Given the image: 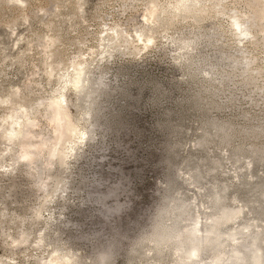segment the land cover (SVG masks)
<instances>
[{
    "label": "rangeland",
    "instance_id": "rangeland-1",
    "mask_svg": "<svg viewBox=\"0 0 264 264\" xmlns=\"http://www.w3.org/2000/svg\"><path fill=\"white\" fill-rule=\"evenodd\" d=\"M174 1L0 0V264H51L54 250L70 264H197L196 244L201 264H253L256 250L264 261V154L251 153L264 138L223 142L204 124L262 123L264 0ZM193 94L212 99L205 114ZM59 98L86 136L64 162L42 146L59 132ZM119 240L113 259H94Z\"/></svg>",
    "mask_w": 264,
    "mask_h": 264
},
{
    "label": "bare ground",
    "instance_id": "bare-ground-1",
    "mask_svg": "<svg viewBox=\"0 0 264 264\" xmlns=\"http://www.w3.org/2000/svg\"><path fill=\"white\" fill-rule=\"evenodd\" d=\"M188 1L189 0H177V1H174V2H176L175 3L176 9L179 8V7H181L182 5L185 6V4ZM171 4H173V2ZM194 5H196V3ZM150 8H151V10L149 9L150 10L149 11L150 12V16L147 15L148 16L147 23H149V24L151 23V20H153L156 6L154 5V7H150ZM177 11H176V13H178ZM165 13H167V12H165ZM195 19H197V18H195ZM154 20H155V17H154ZM243 20L240 17H238V16H232V19L230 21L231 24H232L233 30L237 34L241 35V38L246 37L250 33L249 30H248V28L245 26V22ZM152 23H154V22H152ZM154 24H156V23H154ZM150 26H151V24H150ZM115 32L116 31L113 30V32L111 33L113 35V37L116 36ZM143 34L144 33H143V29H142L141 31L138 32L139 38ZM152 40H153V36H151V37L149 36V38H147V41L145 40L146 45L149 42H151ZM182 43L185 44V42H182ZM71 67H73L72 74L70 72V74L72 75V77H71V79L70 78L69 79H70V82L73 85L74 90L78 91L85 84L86 70H85V67H84V63L83 62H80V61L79 62H73V64H72ZM52 105H53V109H54V112H55V116L58 117L59 132L56 134V136L52 139V141L50 143H44V144H42V146H44V147L47 146L48 147L49 156H51L52 158H56L60 162H64L66 160V157H67L68 153H69V150H73V148L78 143L83 142L84 139L86 138V136H85V133H82L81 134V133H79L77 131V126H76L77 124L75 125V122L72 120V118L70 116V113L68 112V106H67L66 103H64L63 99L59 98L57 100H54L52 102ZM238 213H239V211L228 212L222 218L221 221H223V220L224 221H232L238 215ZM240 232H242V230H236V231L231 232L229 235L232 236V237H234L233 235H236V234H238ZM190 256L194 260H197V262H198L197 264H201L200 263V261H201V246H200V244L194 245V247L192 248V250L190 252ZM261 256H262V253L260 251L256 250V253L254 254V262H253V264H264V261L262 260ZM74 258L75 257H73V259ZM49 259L50 260L48 262L51 263V264H70L71 261H72L71 258H70V256H68L67 254H60V253L58 254V250H54L53 251V257L52 258H49Z\"/></svg>",
    "mask_w": 264,
    "mask_h": 264
},
{
    "label": "trees",
    "instance_id": "trees-1",
    "mask_svg": "<svg viewBox=\"0 0 264 264\" xmlns=\"http://www.w3.org/2000/svg\"><path fill=\"white\" fill-rule=\"evenodd\" d=\"M155 95L156 97H158V95L160 96V94H162V90L160 89V87L156 84L155 85ZM186 104L189 107L192 108H196L197 110H199V112H202V114L206 113V106L208 104H211L212 99H204L201 96H197V94H193L190 96L186 97ZM214 105L215 106H222L221 102H216L214 101ZM204 124L205 126H212V130H214V132L216 131L219 138H221L223 140V142H230L232 140V138H234L235 136H239L240 138H242V140L244 138H246L248 135L247 134H253L255 136H260L262 138H264V116H262V123L258 125V128H253L250 124H246L245 126H243L244 128H237L234 124H232V122L227 121V122H218L215 121L211 118L205 117L204 118ZM168 129L172 130L173 132H177L176 131V126L172 125V124H168L166 126ZM215 135V134H214ZM212 137L211 136H207V134H205L201 140H198L196 142L197 145H202L204 142H206L207 140H211ZM177 145V142L174 140L172 142H170L168 144V148L170 150V152H172V150H174V147ZM242 148L241 145L236 147V150H240ZM252 154H255L258 156V158L262 159V154H264V144H260L257 145L254 150H252L251 152ZM167 162H170V160H166ZM249 168L250 166H253V162H251L250 164H248ZM191 177L194 180H200V178L203 177V174L200 173V168H198V166L195 168L194 172H192V176H188ZM169 183V184H168ZM168 187H170V185H173L175 182L174 180H169L168 181ZM176 194V193H175ZM171 194H169L170 196ZM174 195V194H173ZM216 194H213L211 199H213L215 201V196ZM220 196V194H219ZM171 198V197H169ZM144 240L146 241L147 239L145 238L144 234H140L139 236H137L136 238H133L132 240V244L129 246L128 251H129V261L132 260V258L135 256L134 253L137 252L136 247L140 244H142L144 242ZM122 250V246H120V240H119V244L117 245H111L109 248H107V250H104L103 252H98V254H96V257L94 259L97 260H103V261H107L109 258L113 259L114 255L116 252Z\"/></svg>",
    "mask_w": 264,
    "mask_h": 264
}]
</instances>
